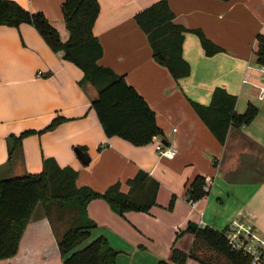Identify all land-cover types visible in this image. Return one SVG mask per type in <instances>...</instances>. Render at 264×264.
Returning a JSON list of instances; mask_svg holds the SVG:
<instances>
[{
	"label": "crops",
	"instance_id": "crops-1",
	"mask_svg": "<svg viewBox=\"0 0 264 264\" xmlns=\"http://www.w3.org/2000/svg\"><path fill=\"white\" fill-rule=\"evenodd\" d=\"M15 1L40 10L59 39L67 38L62 0ZM97 1L91 27L102 47L97 61L122 73L142 95L161 133L139 145L105 135L90 106L95 88L87 81L77 82L81 69L64 59L60 50L53 51L30 23L0 24V178L38 171L42 156L72 166L77 170L75 184L97 191L112 182L125 191L127 178L137 169L146 171L158 182L155 201L147 210L119 213L101 196L85 204L86 214L95 222L89 236L106 237L117 251L115 264H156L159 259L165 264H209V257L223 262L203 244L194 247L193 233L180 232L187 221L221 229L236 219L264 238V79L254 53L255 33L264 36V0H167L174 21L200 28L220 46L205 54L197 34L184 31L181 55L189 71L177 79L152 58L145 33L133 18L155 0ZM215 85L235 94L236 111L247 102L257 108L247 123L229 125L222 143L190 102L207 103ZM55 114L66 119L24 136L7 160L8 133L39 128ZM157 141L173 147L171 157L155 151ZM78 145L86 147L80 148L81 159L73 149ZM195 174L204 176L206 191L189 200L185 190ZM34 211L16 252L0 258V264H63L55 243L62 228H51L42 211ZM172 246L192 254L182 262L170 260Z\"/></svg>",
	"mask_w": 264,
	"mask_h": 264
},
{
	"label": "trees",
	"instance_id": "trees-1",
	"mask_svg": "<svg viewBox=\"0 0 264 264\" xmlns=\"http://www.w3.org/2000/svg\"><path fill=\"white\" fill-rule=\"evenodd\" d=\"M60 11L68 31L67 38L63 41L40 10H29L15 0H0V24L17 26L20 22L30 23L53 51L60 50L64 59L81 69L82 74L77 82L87 81L95 88L96 95L90 106L105 135L115 134L139 145L161 133L155 122L154 112L142 95L125 80L122 73L97 61L102 47L91 27L98 12V1L62 0ZM173 16L167 0H155L133 14L135 22L145 33L152 58L164 65L170 75L177 79L189 71V64L181 55L184 31L190 30L197 34L205 54L219 50L220 46L206 37L200 28L186 27L174 21ZM255 41V60L258 64L264 63V36L256 32ZM234 101L235 94L229 93L220 85L212 88L207 103L190 100L195 112L221 143L229 125L247 123L257 110L253 103L247 102L245 108L238 112L234 109ZM64 119L65 116L55 114L39 128L28 127L17 133H8L7 160L11 150L20 144L24 136L51 129ZM77 147L82 150L86 148L85 145ZM76 175L77 170L72 166L59 165L52 156H42L38 171L0 178V258L16 252L27 221L35 208L39 207L51 228H56L54 221L57 220L64 225L55 240L58 252L63 257V264H115L117 251L102 234L74 249L95 225L86 214V202L90 198L101 196L119 213L126 209L147 210L155 201L158 182L143 169H137L126 179L128 187L125 191L119 188L118 182H112L102 191H97L85 184L76 185ZM204 184V176L195 174L186 187L187 198L194 200L202 196L206 191ZM172 197L173 194L167 206L171 205ZM51 206L58 208L60 214L53 215ZM63 212L66 213L65 217H62ZM225 229L226 226L216 229L187 221L180 232L193 233L194 247L197 243L203 244L223 258V262L207 261L209 264H252L247 253L228 245ZM190 253L172 246L169 258L182 262ZM165 262L159 259L156 264Z\"/></svg>",
	"mask_w": 264,
	"mask_h": 264
},
{
	"label": "built area",
	"instance_id": "built-area-1",
	"mask_svg": "<svg viewBox=\"0 0 264 264\" xmlns=\"http://www.w3.org/2000/svg\"><path fill=\"white\" fill-rule=\"evenodd\" d=\"M257 68L260 77L264 79V63H259ZM262 90V87H260L259 96L262 95ZM154 149L159 155L166 157H171L173 154V147L162 141L155 142ZM224 235L231 248L240 250L250 256L252 264H264V238L258 235L249 224L232 219L226 225Z\"/></svg>",
	"mask_w": 264,
	"mask_h": 264
},
{
	"label": "rangeland",
	"instance_id": "rangeland-1",
	"mask_svg": "<svg viewBox=\"0 0 264 264\" xmlns=\"http://www.w3.org/2000/svg\"><path fill=\"white\" fill-rule=\"evenodd\" d=\"M51 208H52V214L53 215H55L56 213L57 214H60V212H58L59 210H58V208H56V207H53V206H51ZM41 211V209L39 208V207H36L35 208V211H34V213H37V212H40ZM66 213L65 212H63V215H62V217H65L66 215H65ZM65 215V216H64ZM61 222V223H60ZM54 224H55V226H56V228L57 227H59V228H62L64 225H63V223H62V221H54ZM92 237H90L89 235L85 238V239H83L82 241H80L79 243H77L76 245H75V247H74V249L75 248H79V247H81L82 245H84L88 240H90ZM200 255H201V257H205V252H201L200 253ZM216 256H219V257H221V255H219V254H216ZM209 259H211V261H213V262H217V260H216V258L215 257H209Z\"/></svg>",
	"mask_w": 264,
	"mask_h": 264
},
{
	"label": "water",
	"instance_id": "water-1",
	"mask_svg": "<svg viewBox=\"0 0 264 264\" xmlns=\"http://www.w3.org/2000/svg\"><path fill=\"white\" fill-rule=\"evenodd\" d=\"M73 149H74L76 155L81 159V149L77 146H74ZM85 161L86 160H83V162H85Z\"/></svg>",
	"mask_w": 264,
	"mask_h": 264
}]
</instances>
